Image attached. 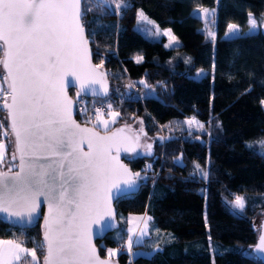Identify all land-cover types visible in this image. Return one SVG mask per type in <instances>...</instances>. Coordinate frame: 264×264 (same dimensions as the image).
I'll list each match as a JSON object with an SVG mask.
<instances>
[{
	"label": "trees",
	"instance_id": "obj_1",
	"mask_svg": "<svg viewBox=\"0 0 264 264\" xmlns=\"http://www.w3.org/2000/svg\"><path fill=\"white\" fill-rule=\"evenodd\" d=\"M125 2L130 7L119 15L93 3L82 23L109 92L118 84L127 97L113 109L117 122L141 119L152 151L124 158L142 183L115 201L119 227L96 241L100 254L123 244L128 214L139 213L151 217L145 243L154 239L159 248L132 256L124 247L115 257L119 264H264L241 250L255 243L252 220L264 210V155L257 143L264 141V36L260 29L243 33L250 13L263 17L264 0ZM199 8L214 9V40L194 13ZM141 12L157 28L170 29L179 45L143 36ZM229 23L241 33L224 37ZM200 69L205 73L194 77ZM94 117L88 110L76 115L87 124ZM0 118L5 127L2 111ZM236 196L244 198L242 212L229 207ZM40 235L39 221L23 228L0 219V238L32 247L38 259Z\"/></svg>",
	"mask_w": 264,
	"mask_h": 264
},
{
	"label": "snow or ice",
	"instance_id": "obj_2",
	"mask_svg": "<svg viewBox=\"0 0 264 264\" xmlns=\"http://www.w3.org/2000/svg\"><path fill=\"white\" fill-rule=\"evenodd\" d=\"M93 3L114 14L130 7L125 0H83V9L82 0H0V111L6 110L10 121L9 130L0 135L8 137L10 131L14 137L10 156L0 142V214L22 225L43 219L39 245L45 253L43 264H111L116 252L108 250L109 258L101 259L92 242L93 229L102 233L113 226L112 190L135 182L113 154V150H136L123 135L124 128L110 129L119 113L112 112L111 120H105L97 109L92 127H82L73 118L69 87L96 95L95 85L100 84L103 95L108 93L106 73L91 62L82 23ZM140 17L147 19L143 12ZM249 23L256 30L257 20L251 13ZM228 32L236 35L239 28L230 24ZM157 34L167 36L169 46L176 39L170 30ZM142 59L138 57L137 63ZM3 127L0 118V130ZM257 143L264 155V141ZM235 203L240 209L245 207L243 197ZM42 205L46 216L41 214ZM131 219L143 220L147 229L143 217ZM145 234L133 228L128 250L134 242L140 243L133 237ZM256 252L264 253V235ZM0 264L39 261L35 249L17 240L0 239Z\"/></svg>",
	"mask_w": 264,
	"mask_h": 264
},
{
	"label": "rangeland",
	"instance_id": "obj_3",
	"mask_svg": "<svg viewBox=\"0 0 264 264\" xmlns=\"http://www.w3.org/2000/svg\"><path fill=\"white\" fill-rule=\"evenodd\" d=\"M203 10H207V13H205ZM194 13L201 17L203 20H204V30L207 32V34L209 35V33H213L214 34V25H215V22H214V15H212L214 13V9H196L194 11ZM257 20V28L256 30H252L251 28V25L249 23V17H248V27L247 29L243 32L244 34L246 33H252V32H256L258 31L262 25H264V15L263 17H260L259 19H256ZM140 22L141 24L139 25V30L141 32V34L143 36H146V37H160V36H164V35H158L157 33H163L165 31H168L170 29L168 28H165V29H161V28H157L153 23H151L150 21H148L147 19H140ZM230 24H234V23H229L228 26ZM210 25L212 26L213 28V32H212V29L210 27ZM237 25V24H235ZM228 26H227V29H226V32L224 33V37H232V36H235L231 33L228 32ZM238 28H239V32L238 34L241 33V29L239 27V25H237ZM171 31V30H170ZM171 34L173 35V33L171 32ZM236 34V35H238ZM174 36V35H173ZM210 38L212 40H214L215 38V34L214 35H209ZM165 37V45L167 47H176L179 45V41L177 39H175V41H172L171 42V46H169V38L167 36H164ZM175 37V36H174ZM205 73V71L203 69H200L198 70L194 77L196 78H199L201 77L203 74ZM112 112H118L117 110H111L108 114L104 115L103 116V119L105 120H111V113ZM2 113H4L2 111ZM96 115H97V112H96ZM96 115H94L96 117ZM95 117L94 119L90 122L93 126V123L95 122ZM118 117H116V122L114 124H110V129L121 124L120 122H117L118 121ZM4 120H5V116H4ZM191 124L193 125H199L198 122L196 121H192ZM127 125H129L131 127V129L135 130L139 135H140V142H141V145H140V150H139V155H149L152 151V147L151 149H148L147 148V145H152V138H150L149 136H147L143 130V123L141 121V119H135L133 120L131 123H127ZM101 130V129H99ZM142 130V131H141ZM0 131H7L5 127H3L2 130ZM102 131V130H101ZM8 141H9V144L11 145V141H10V136L8 134ZM0 142H3L5 145H6V150H7V140H6V137L0 135ZM7 154V152H6ZM10 154H12V147L10 149ZM207 166V165H206ZM206 170V168H205ZM205 170H203L202 168L200 169V172L201 174L202 173H205ZM237 197H241V196H236L235 198H233L232 202L233 204H229V207L231 209H234L235 211H238V212H242V209H240L238 206H236V198ZM132 217H143L145 220H147V229H144V221L143 220H137V221H133L131 218ZM148 217H144V215L142 214H139V213H129L128 216H127V223L126 225L124 226V234H125V239H124V242L123 244L121 245H117V246H107L103 252V256L108 257V250H114L116 252V255L112 256L111 258L115 259V257L117 256V254L119 253V251H121L122 248H127V239H128V236L131 235V230L133 228L136 229L137 232L141 231V230H145L146 234L142 237H133V240L136 241V240H139L140 243H135V246L132 248V256H150L155 249L159 248L158 247V244L157 242L154 241V239L152 240H148L146 243L144 241V239L146 237L149 236L150 234V231H151V225L149 223V220L147 219ZM264 218V210H261L259 211L257 214H255L252 222H253V225H254V228L256 230V232L258 233L259 230H260V222L261 220ZM2 240H13L11 238H0ZM24 247L28 248L29 250H32L33 248L32 247H29V246H26L24 244H22ZM242 252L245 253H249V255H253L252 253V246H245V247H242ZM129 251V250H128ZM42 258V257H41ZM39 261V264L41 263V259H38Z\"/></svg>",
	"mask_w": 264,
	"mask_h": 264
},
{
	"label": "water",
	"instance_id": "obj_4",
	"mask_svg": "<svg viewBox=\"0 0 264 264\" xmlns=\"http://www.w3.org/2000/svg\"><path fill=\"white\" fill-rule=\"evenodd\" d=\"M82 9H83V0H82ZM260 31L262 33V35L264 36V25L261 26L260 28ZM85 36L87 37V34H86V30H85ZM89 41V40H88ZM88 47L90 49V52H91V62L93 65H96L98 66L94 60H93V52H92V49H91V45H90V42L88 44ZM99 71L100 72H103V73H106L101 67H99ZM2 70V69H0ZM105 80L107 82V86H108V92L110 90V82H109V78H108V75L106 73V76H105ZM95 88L97 89V94L96 95H92V94H84L83 92H81L79 90V88H76V89H73L71 87H69L67 89L68 91V95L69 97L72 98L73 100V118L76 120V122L78 124H80L82 127H92V125L90 124H87V123H83V122H80L77 118H76V111H75V108H74V104H75V100H74V96H72L69 92L70 89H73L76 94L78 95H82V96H85V97H88V98H96V99H102L104 97H106L105 95H103V88H102V85L100 84H97L95 85ZM108 94V93H107ZM4 116H5V128L6 130L8 131L9 130V125H10V121L8 120V115H7V111L4 110ZM127 126V127H125ZM119 128H124L125 131H124V134L125 136L129 137L132 144L135 146V151L134 152H125L123 150H121L119 153H116L115 150H113V154L114 155H118L119 157V160H120V163L124 164L130 171L131 173L133 174L134 178H135V182L133 184H131L130 186L129 185H125L123 183H121L120 185V188L119 190L117 189H113V193L114 195L112 196V201H111V206H112V209L114 210V217L111 218V221H112V227L110 229L106 228L102 233H98L96 228L94 227L93 229V244L96 246V249H97V252L100 256L101 259H108L107 257L105 256H102L99 252V247L96 245V241H100L102 239H104V237L113 232L114 230H116L118 227H119V221H118V217H117V209L115 208V201L121 197V196H124V195H127V194H132V193H135L137 191V189L139 188V186L141 185L142 183V178L140 176L138 177H135V174L138 173L136 171H133L130 167V165H128L125 161H124V158H127V157H131V156H134L136 155L137 153H139V150H140V145H141V138H140V135L133 129H131V127L125 123H121L113 128H111L112 131H115L116 129H119ZM98 131H101L99 129H97ZM101 134H103V131H101ZM9 136H10V141L14 140V137H12L11 135V132L9 131ZM137 136H139V140L137 141ZM11 147H12V152L14 151V148L11 144ZM85 150L87 151V148H85ZM41 214L46 216L47 215V209H46V206L42 205L41 206ZM0 219L3 220L4 222H7L9 224H12V225H16L18 227H23V228H26V227H29L31 225H33L34 223L38 222L39 221V224H40V228H41V240L43 242V219H40V220H37L35 221L33 224L31 225H22V224H19V223H16L14 220H9V219H6L5 218V214H0ZM264 235V218L261 220L260 222V230L257 234V237H256V241L255 243L253 244L252 246V253L253 255L258 258L262 263H264V253H257L256 252V248H257V245H258V241H259V238ZM44 255L45 253L43 252V256L41 258V263L40 264H43V259H44ZM111 259V264H119L118 261L116 259Z\"/></svg>",
	"mask_w": 264,
	"mask_h": 264
},
{
	"label": "built area",
	"instance_id": "obj_5",
	"mask_svg": "<svg viewBox=\"0 0 264 264\" xmlns=\"http://www.w3.org/2000/svg\"><path fill=\"white\" fill-rule=\"evenodd\" d=\"M132 88H133L135 96L141 100L142 96L138 92L137 87L133 85V83H132ZM126 98L127 97L125 93L121 91L120 86L118 84H115L113 86L112 93L108 92L107 96L102 99L88 98V97L76 94L74 96V100H75L74 108L76 111V115L81 114L82 112L87 111V110L89 111V113H93L94 115H96L97 109H99L100 111L104 113V115H106L111 110H113L115 106H117L120 102H122ZM109 105L111 107H109ZM185 136L187 137V134H185L184 137ZM144 168H145V165H144Z\"/></svg>",
	"mask_w": 264,
	"mask_h": 264
},
{
	"label": "crops",
	"instance_id": "obj_6",
	"mask_svg": "<svg viewBox=\"0 0 264 264\" xmlns=\"http://www.w3.org/2000/svg\"><path fill=\"white\" fill-rule=\"evenodd\" d=\"M8 144H9V141L7 140V147H8ZM6 152H7V150H6ZM7 155L10 156L11 154L7 152ZM13 240H15V239H13ZM37 258H38V256H37Z\"/></svg>",
	"mask_w": 264,
	"mask_h": 264
}]
</instances>
